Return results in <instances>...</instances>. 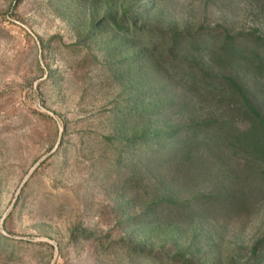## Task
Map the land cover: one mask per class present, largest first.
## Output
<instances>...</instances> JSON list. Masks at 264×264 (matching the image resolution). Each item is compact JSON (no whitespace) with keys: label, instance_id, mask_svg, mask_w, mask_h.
Returning <instances> with one entry per match:
<instances>
[{"label":"rangeland","instance_id":"374dc122","mask_svg":"<svg viewBox=\"0 0 264 264\" xmlns=\"http://www.w3.org/2000/svg\"><path fill=\"white\" fill-rule=\"evenodd\" d=\"M228 35L262 50L264 0H0V264H264Z\"/></svg>","mask_w":264,"mask_h":264},{"label":"trees","instance_id":"16d2710c","mask_svg":"<svg viewBox=\"0 0 264 264\" xmlns=\"http://www.w3.org/2000/svg\"><path fill=\"white\" fill-rule=\"evenodd\" d=\"M232 40H234L233 36L228 35L224 47V50L228 51L230 57L237 58L241 61L244 60L248 64H256V62H258L259 65H264V44L262 46L263 47L262 50H260L259 48H251L246 46L242 48L241 46L237 45L235 42H232ZM263 43H264V39H263ZM223 81L225 82L224 86H226L227 83H229L230 88L235 92H237V94L242 98L249 112L252 113L255 119L258 121L260 129L264 131V116L254 107V105L248 98L244 88L237 81L231 78H224ZM255 134L253 135L252 140L257 139V135ZM256 145L257 147L256 146L255 147L258 149L259 152L264 151L262 148L258 146L257 142ZM260 250L261 249H259V247L255 248L254 249L255 255H257Z\"/></svg>","mask_w":264,"mask_h":264}]
</instances>
